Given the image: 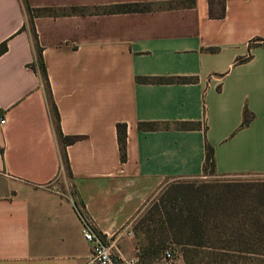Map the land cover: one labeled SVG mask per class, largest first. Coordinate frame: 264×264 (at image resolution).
<instances>
[{"label":"crops","instance_id":"obj_1","mask_svg":"<svg viewBox=\"0 0 264 264\" xmlns=\"http://www.w3.org/2000/svg\"><path fill=\"white\" fill-rule=\"evenodd\" d=\"M26 2L0 0V264H87L74 202L144 264L134 220L164 182L264 177V0Z\"/></svg>","mask_w":264,"mask_h":264},{"label":"trees","instance_id":"obj_2","mask_svg":"<svg viewBox=\"0 0 264 264\" xmlns=\"http://www.w3.org/2000/svg\"><path fill=\"white\" fill-rule=\"evenodd\" d=\"M22 2L30 13L26 0ZM224 3L208 0L210 16L222 17ZM6 50V42L0 43V55ZM38 65L45 80L41 60ZM47 100L56 123V109ZM249 119L245 112L242 124ZM119 143L124 159V136ZM205 163L213 172L211 147L206 148ZM227 182L238 186L176 187L171 199L176 206L164 205L161 196L137 226L141 262L151 264L169 250L180 254L184 264H264V182Z\"/></svg>","mask_w":264,"mask_h":264},{"label":"built area","instance_id":"obj_3","mask_svg":"<svg viewBox=\"0 0 264 264\" xmlns=\"http://www.w3.org/2000/svg\"><path fill=\"white\" fill-rule=\"evenodd\" d=\"M6 124V118L0 110V127ZM74 210L80 220L81 234L83 239L90 245L89 260L87 264H119L113 257L111 246L106 243L94 230V223L84 211V208L73 203ZM162 257L154 264H171L173 253L164 251ZM125 264H140L138 259H130Z\"/></svg>","mask_w":264,"mask_h":264},{"label":"rangeland","instance_id":"obj_4","mask_svg":"<svg viewBox=\"0 0 264 264\" xmlns=\"http://www.w3.org/2000/svg\"><path fill=\"white\" fill-rule=\"evenodd\" d=\"M227 181H237V182H246V183H256V182H264V177L262 176H241V177H207V178H194V179H176V180H168L162 184L160 189L146 202L144 207L140 210V212L137 214L134 224L135 226H138L141 219L145 216L149 208L155 203H157L158 200H160V197L164 200V205L166 206H172V204H175L176 201H172L171 199L174 196V191L176 187L180 186H188V187H203V186H223L231 188L230 186L237 185V184H230L231 182ZM260 184H255V186H258ZM238 186V185H237Z\"/></svg>","mask_w":264,"mask_h":264}]
</instances>
